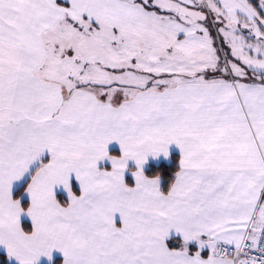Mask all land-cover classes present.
Segmentation results:
<instances>
[{
    "label": "snow or ice",
    "instance_id": "6c2138e0",
    "mask_svg": "<svg viewBox=\"0 0 264 264\" xmlns=\"http://www.w3.org/2000/svg\"><path fill=\"white\" fill-rule=\"evenodd\" d=\"M0 250L264 264V0H0Z\"/></svg>",
    "mask_w": 264,
    "mask_h": 264
},
{
    "label": "trees",
    "instance_id": "16d2710c",
    "mask_svg": "<svg viewBox=\"0 0 264 264\" xmlns=\"http://www.w3.org/2000/svg\"><path fill=\"white\" fill-rule=\"evenodd\" d=\"M112 153L117 152L116 149L111 150ZM180 155L176 151H172L169 155V158L166 160H161L158 162H149L144 168L143 171L148 176L160 175L161 176V186L162 188L167 187V183L172 176V173L178 166ZM134 168V166H131ZM129 178V174L126 176V180ZM2 254V251H0ZM42 264H63V259L60 256L53 258L51 261L42 263Z\"/></svg>",
    "mask_w": 264,
    "mask_h": 264
},
{
    "label": "crops",
    "instance_id": "0c3cea01",
    "mask_svg": "<svg viewBox=\"0 0 264 264\" xmlns=\"http://www.w3.org/2000/svg\"><path fill=\"white\" fill-rule=\"evenodd\" d=\"M112 149H116V150H117V152H115V153H113V154H118V153H119L118 145H116L114 142L108 145V151H109L110 153H112V152H111ZM172 151H176V152H178L179 155H180L179 149H178V147H177L176 145H174V144H173V145H169V146H168V156H167V157H165L163 154H160V155H158L157 157H151V156H149V157L146 159V162H145L143 168H144L149 162H158V161H161V160H166V159H168V158H169V155H170V153H171ZM104 166H109L107 161L104 162ZM130 166H134V167H135L134 162H130ZM127 174H128V173L125 174V177L127 176ZM0 251H2V250H0ZM57 256H60V257H62V259H63V256H62L61 253H59V252L56 251V250H53V252H52V254H51V257H52L51 260H52L53 258L57 257ZM51 260H49V259H47V258H45V257H41V258L39 259V261H38V264L46 263V262H49V261H51Z\"/></svg>",
    "mask_w": 264,
    "mask_h": 264
}]
</instances>
